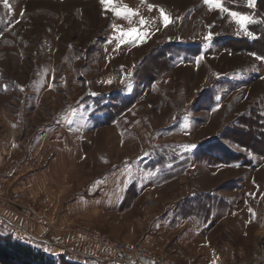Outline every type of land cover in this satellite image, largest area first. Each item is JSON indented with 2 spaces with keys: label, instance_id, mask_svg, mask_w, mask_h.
Masks as SVG:
<instances>
[{
  "label": "rangeland",
  "instance_id": "rangeland-1",
  "mask_svg": "<svg viewBox=\"0 0 264 264\" xmlns=\"http://www.w3.org/2000/svg\"><path fill=\"white\" fill-rule=\"evenodd\" d=\"M222 2L255 38L204 0H116L131 22L100 0H0V140L35 152L22 207L53 246L99 231L159 264H264V13ZM133 27L143 40L121 42Z\"/></svg>",
  "mask_w": 264,
  "mask_h": 264
},
{
  "label": "crops",
  "instance_id": "crops-1",
  "mask_svg": "<svg viewBox=\"0 0 264 264\" xmlns=\"http://www.w3.org/2000/svg\"><path fill=\"white\" fill-rule=\"evenodd\" d=\"M11 136L6 138V140H0V236L4 238L8 236L5 226L15 229L21 234H27L35 242H37V247L50 255H55L56 258H66L71 263L75 264H132L130 262H115L107 259V254L104 250L99 248L97 244L89 246L88 249L74 250L69 244H61L60 247H55L51 244V238L46 235L41 234L43 232V224L36 228L31 227L29 221H27V216L24 213V208L31 209L33 212L36 211L35 203L31 198L35 199L37 194L36 188L30 185V176H35V160L32 158V154L35 153L28 149L26 150L27 159L20 161L18 158V151L20 146V141L17 138L18 131L10 130ZM33 159V160H32ZM53 161L50 162L49 168H51ZM29 168L28 172H21L24 168ZM48 168V167H47ZM33 169V170H32ZM56 169L57 178L61 180V167ZM46 170V168H45ZM65 173V172H63ZM66 177V176H65ZM58 180H56L57 182ZM27 186V192L21 191L22 186ZM48 185V184H47ZM61 182L55 183L56 190L63 191L61 188ZM51 187V182L48 185ZM47 186V187H48ZM41 192V190H39ZM45 191V190H44ZM48 195L51 196L49 192ZM123 199L118 202L121 204ZM23 205V207H22ZM28 224V225H27ZM160 224V225H159ZM5 225V226H4ZM156 231L162 229L161 223H157ZM36 227V226H35ZM33 234V236H32ZM40 234V235H39ZM24 243H32L23 241ZM33 244V243H32ZM34 245V244H33ZM62 255V256H57ZM61 264V263H60Z\"/></svg>",
  "mask_w": 264,
  "mask_h": 264
},
{
  "label": "snow or ice",
  "instance_id": "snow-or-ice-1",
  "mask_svg": "<svg viewBox=\"0 0 264 264\" xmlns=\"http://www.w3.org/2000/svg\"><path fill=\"white\" fill-rule=\"evenodd\" d=\"M3 4L11 9L12 5L9 3V0H2ZM101 5L105 8L106 11L110 10L115 16L118 17H124L128 19L131 22V17L138 15L137 10L129 8L127 5H124L123 7H118L116 0H100ZM204 3L209 5L210 8L219 9L221 12L228 13L233 20L239 25V28L244 31L248 36L255 38L254 34L250 31H248V25L255 23L256 21L251 15L231 10L228 7L224 6V3L222 0H204ZM249 4L251 6L255 5V0H249ZM152 5H149V8H152ZM160 14L163 20V23L165 26H167L169 23L172 22L168 14L165 13V10L163 8H160ZM140 25L145 24V20L143 18L139 21ZM113 28H118L120 26L116 24H112ZM239 34V33H238ZM146 35L145 32H141L139 29L133 27L128 29L127 31H121L120 39L121 42H124V37L127 36L132 40H143L144 36ZM212 38V33L209 32L206 39L210 40ZM252 55H256L253 53ZM257 59L264 60V57L257 56ZM202 59V57H200ZM111 81H109L110 83ZM129 90H131V86L129 85ZM187 127V124H186ZM191 148H195L196 145H191Z\"/></svg>",
  "mask_w": 264,
  "mask_h": 264
},
{
  "label": "trees",
  "instance_id": "trees-1",
  "mask_svg": "<svg viewBox=\"0 0 264 264\" xmlns=\"http://www.w3.org/2000/svg\"><path fill=\"white\" fill-rule=\"evenodd\" d=\"M261 0H257V6L261 12ZM264 10V9H263ZM260 33V39L264 38V34ZM261 50H258L260 53ZM263 54L264 52H261ZM0 259L10 264H75L66 260V258H56L47 254L40 249L33 247L30 244L24 243L21 240L8 236L0 239Z\"/></svg>",
  "mask_w": 264,
  "mask_h": 264
},
{
  "label": "built area",
  "instance_id": "built-area-1",
  "mask_svg": "<svg viewBox=\"0 0 264 264\" xmlns=\"http://www.w3.org/2000/svg\"><path fill=\"white\" fill-rule=\"evenodd\" d=\"M83 230L79 229L80 234ZM87 238H93L94 242L104 250L107 259L115 262H130L132 264H159V259L155 258L150 252L141 250L142 248L129 252L124 244L118 245L107 237L103 236L99 231L83 233ZM150 261V262H147ZM264 262V260H263ZM165 264H178L174 260L164 261Z\"/></svg>",
  "mask_w": 264,
  "mask_h": 264
}]
</instances>
